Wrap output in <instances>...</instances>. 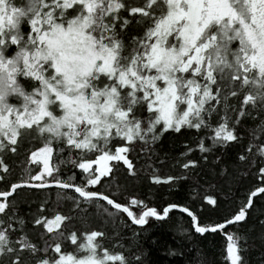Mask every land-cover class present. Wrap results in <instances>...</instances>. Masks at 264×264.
<instances>
[{
    "label": "snow or ice",
    "instance_id": "obj_1",
    "mask_svg": "<svg viewBox=\"0 0 264 264\" xmlns=\"http://www.w3.org/2000/svg\"><path fill=\"white\" fill-rule=\"evenodd\" d=\"M249 119L256 126L237 163L252 186L229 215L205 222L220 208L213 195L200 197V211L179 203L158 211L101 191L121 162L137 175L130 153H153L166 132L198 137L180 162L195 171L192 152L243 144L238 130ZM26 139L36 143L10 179L8 159ZM0 184V264H131L102 243L104 232L69 226L90 210L143 226L173 209L201 236L226 235L225 264H245L242 238L227 229L264 200V0H0ZM53 187L65 191L55 210L46 201L30 219L20 215L19 190Z\"/></svg>",
    "mask_w": 264,
    "mask_h": 264
},
{
    "label": "trees",
    "instance_id": "obj_2",
    "mask_svg": "<svg viewBox=\"0 0 264 264\" xmlns=\"http://www.w3.org/2000/svg\"><path fill=\"white\" fill-rule=\"evenodd\" d=\"M138 3L139 0H136ZM256 126L253 120H246L239 128L243 137V144L227 148H213L210 153H200L198 150L191 153L192 159L198 161V168L183 170L180 162L185 159V145L195 147L198 138L193 133L183 130V133L166 132L153 146L154 152L149 154L136 148L130 153L137 175H129L126 166L119 164L114 170L110 183H104L101 191L107 192L118 201L125 203L131 198L143 200L150 207L162 211L170 203L187 205L200 211L204 208L200 197L213 195L218 198V211L206 212L205 222L214 221L229 215L241 203L252 186L250 177L245 175V169L237 163V155L243 151V145L251 139V131ZM35 141L25 140L20 145L18 155L8 159L12 169L11 176L19 177L24 173L28 154L33 150ZM210 146V141H205ZM206 156L207 160L203 159ZM34 167V166H33ZM78 172V170H77ZM184 174L188 179H181ZM70 172L65 169L64 179L67 180ZM153 175L177 177L174 186L168 184L156 185L151 182ZM77 178V183L80 182ZM107 180V178H105ZM0 184V191L4 190ZM198 191L193 202L192 195ZM71 194V191H69ZM65 191L60 189L19 190L15 204L21 216L30 219L36 213L37 206L46 201L55 210V202L64 197ZM70 200L61 199L62 210ZM136 211V209H134ZM112 218L106 219L99 214L93 215L89 211L88 218L77 219L72 227L81 230H100L106 234L103 244L110 249L125 254L131 264H137L135 257L139 256L142 264H225L224 254L226 235L224 233H210L201 236L191 226V219L186 214L171 211L163 221L149 218L146 225L137 227L129 219L116 210H112ZM73 215H75L73 213ZM83 215V214H81ZM116 217H119L117 221ZM264 200L255 198L254 210L246 222L231 226L229 234L235 233L242 239L244 245L243 258L245 264H264ZM33 237L38 233L28 225ZM42 243V241H41Z\"/></svg>",
    "mask_w": 264,
    "mask_h": 264
},
{
    "label": "water",
    "instance_id": "obj_3",
    "mask_svg": "<svg viewBox=\"0 0 264 264\" xmlns=\"http://www.w3.org/2000/svg\"><path fill=\"white\" fill-rule=\"evenodd\" d=\"M51 189H56V188H51ZM31 190H45V189H31ZM68 191H71V190H68ZM172 211H178L179 212V210L178 209H173ZM184 214H186V213H184ZM125 216H126V214H124ZM187 215V214H186ZM127 217V216H126ZM128 218V217H127ZM129 219V218H128ZM152 219H155V218H152ZM166 219V218H165ZM164 219V220H165ZM191 219V218H190ZM155 220H157V219H155ZM129 221L131 222V220L129 219ZM157 221H163V220H157ZM132 223V222H131ZM242 223V222H241ZM240 223V224H241ZM133 224V223H132ZM133 225H135V224H133ZM135 226H137V227H140V225H135ZM232 226H234V225H232ZM231 226H229V228H230ZM228 228V229H229ZM194 229V228H193ZM195 231V230H194ZM226 244H227V239H226ZM226 248V247H225Z\"/></svg>",
    "mask_w": 264,
    "mask_h": 264
}]
</instances>
